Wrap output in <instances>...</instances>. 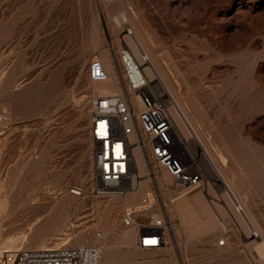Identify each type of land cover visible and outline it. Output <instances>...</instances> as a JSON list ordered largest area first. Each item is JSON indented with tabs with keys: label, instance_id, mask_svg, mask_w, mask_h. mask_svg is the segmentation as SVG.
<instances>
[{
	"label": "rangeland",
	"instance_id": "1",
	"mask_svg": "<svg viewBox=\"0 0 264 264\" xmlns=\"http://www.w3.org/2000/svg\"><path fill=\"white\" fill-rule=\"evenodd\" d=\"M130 25L236 195L224 196L202 155L203 189L179 191L161 174L143 191L153 207L136 216L169 222L166 245L152 251L121 243L133 229L121 224L122 199L92 190L87 70L106 54L118 81L113 53L131 51ZM186 147L189 162L198 150ZM251 232L264 239V0H0V255L92 246L99 233L98 264H264Z\"/></svg>",
	"mask_w": 264,
	"mask_h": 264
},
{
	"label": "built area",
	"instance_id": "2",
	"mask_svg": "<svg viewBox=\"0 0 264 264\" xmlns=\"http://www.w3.org/2000/svg\"><path fill=\"white\" fill-rule=\"evenodd\" d=\"M112 50V49H111ZM118 65V91L114 95L90 94L87 99L89 109L88 137L93 146V191L106 195L110 191L120 192L127 185L134 167L133 150L136 148L148 161V174L155 179L161 174L168 176L176 189L192 192L210 184L196 151L193 159L187 155L176 139L174 124L167 103L148 83L144 65H139L127 46L113 53ZM142 63L148 62L143 55ZM87 77L90 82L109 83L111 78L102 62L95 60L89 64ZM212 184V183H211ZM214 185V184H212ZM70 194L80 196V189H70ZM180 194L170 203L182 198ZM147 205L140 211L129 207L123 201L121 224L125 228L137 230L136 247L142 251L158 250L167 243L169 222L157 216L149 227L136 225V216L148 212L153 207ZM233 213L243 214V207L236 201ZM251 237H256L254 232ZM95 238L102 241L99 233ZM72 246L44 249H11L2 251L0 264H98L103 246ZM218 249L225 247L224 240L215 243Z\"/></svg>",
	"mask_w": 264,
	"mask_h": 264
},
{
	"label": "bare ground",
	"instance_id": "3",
	"mask_svg": "<svg viewBox=\"0 0 264 264\" xmlns=\"http://www.w3.org/2000/svg\"><path fill=\"white\" fill-rule=\"evenodd\" d=\"M119 21H121V19ZM130 26L132 27L134 35L130 33L131 30L129 29L128 32L127 31L125 32L126 35H124V38H127V44L131 48V53L135 61L141 66L144 65L143 73H144V76L147 82L151 83V85L155 83V86L159 88V91H162V97L168 98L170 105H171V108H169V111H171L170 113L172 114L171 116L173 117L172 119H173V124H174V131H175L176 139L180 145V148H183V147L187 148L186 147L187 140L191 139L194 142L198 152H200L197 163H201V155H202L203 158L207 162L208 168L212 170V172L214 173L215 178L217 179V182H219V184L223 187L225 191L224 196L226 198L234 200L235 199L234 196L236 195H234V192L232 191L231 186L226 182L225 178L223 177V174L217 168V165H216L217 163H215L212 156L210 155L207 148L205 147L204 143L196 134L188 118L181 111L178 103L174 100V97L170 90V85L165 79L164 75L162 74L159 66L154 61L153 56L151 55L148 47L146 46L147 43L145 44V41L137 33L134 25H130ZM121 42L124 43L123 39L121 40ZM144 54L150 56L148 58V62L145 64H143L141 60ZM102 60H103L102 62L103 66L106 72L108 73L109 77L111 78V81L105 84L94 83V85L96 86L93 89V93L98 94V95H114L118 91V86L116 82L112 80L113 71L111 67V62L106 54L103 56ZM151 87L153 89L155 88L154 86H151ZM133 157H134L135 165L133 167L131 177L129 178L127 185L124 186L120 191L123 195L121 196L123 197L122 200H124L126 203L135 204L136 202V204L134 205V208L140 211L141 209L146 207L148 204L151 205L153 194L151 192L143 193V191L145 190V188H148V186H150L149 184L152 183L153 180H156L157 178L153 179L149 176L148 164L145 161L142 153H140L136 148L133 150ZM143 178H145V180L138 182V179H143ZM159 181L157 182L159 188L160 189L162 188L165 191H168L169 186L167 185V183H165V180H159ZM119 193L120 192H118L117 190L111 192L112 195L120 198ZM183 193L184 191H182V193L180 194H183ZM139 195H140V199L138 198ZM200 198H201L200 194H194L189 197V202L198 204ZM155 219H156L155 216H151V217H140L139 216L138 218H136V225L142 226V227H149L152 224H154ZM243 219L244 221L248 220V216H245ZM120 237H121L120 239L121 243L128 245L130 242H133L138 239L137 238L138 233L136 229H129V230L122 232ZM256 238L257 240L252 242L251 244L256 246L255 249H263L264 248L263 237L259 238L258 234H256ZM96 241L99 242L100 239H97ZM56 246L57 245H54L53 247H56ZM41 247L46 248L50 246H45V247L41 246ZM9 249L10 248L6 250H9ZM6 250L3 249V251H6Z\"/></svg>",
	"mask_w": 264,
	"mask_h": 264
}]
</instances>
